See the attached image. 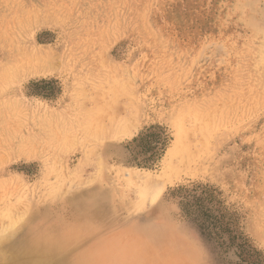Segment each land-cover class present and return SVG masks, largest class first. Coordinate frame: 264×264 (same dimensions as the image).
Here are the masks:
<instances>
[{
    "label": "rangeland",
    "instance_id": "374dc122",
    "mask_svg": "<svg viewBox=\"0 0 264 264\" xmlns=\"http://www.w3.org/2000/svg\"><path fill=\"white\" fill-rule=\"evenodd\" d=\"M0 264H264V0H0Z\"/></svg>",
    "mask_w": 264,
    "mask_h": 264
},
{
    "label": "trees",
    "instance_id": "16d2710c",
    "mask_svg": "<svg viewBox=\"0 0 264 264\" xmlns=\"http://www.w3.org/2000/svg\"><path fill=\"white\" fill-rule=\"evenodd\" d=\"M152 139L154 141V146L151 145L149 147V149H151V155L147 158V160H152V158H155L156 155L158 154L161 146L164 144V141H165V138H164V135L162 132H157V133H152V134H149L147 135L145 138H140V139H135L133 141V143H135V149H139V155L140 154H143V153H147L149 152V149L147 146H145V144L143 143L146 139ZM147 147V148H146ZM185 189H180L179 190V193H182L185 192L186 193V196H190L191 193H196L198 191V189H195V190H192V191H187ZM207 194H205V192L202 191L201 193V197L199 198H196V202H195V205L194 207L197 209V210H200L201 209V219L205 218V219H213L214 224H210V227L212 229H216V225L219 224V221L216 219L217 217H213L211 216V212L210 210L206 207L205 205V201L207 199H209L208 197H211L210 195L207 197L206 196ZM186 198V197H185ZM219 228V227H218Z\"/></svg>",
    "mask_w": 264,
    "mask_h": 264
}]
</instances>
